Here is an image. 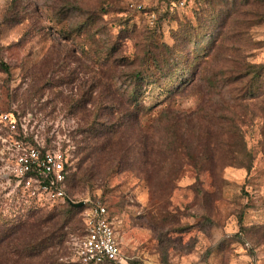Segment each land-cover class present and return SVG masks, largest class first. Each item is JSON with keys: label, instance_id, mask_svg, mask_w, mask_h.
<instances>
[{"label": "rangeland", "instance_id": "obj_1", "mask_svg": "<svg viewBox=\"0 0 264 264\" xmlns=\"http://www.w3.org/2000/svg\"><path fill=\"white\" fill-rule=\"evenodd\" d=\"M135 70L154 81L131 118L116 99ZM102 91L117 133L88 154L77 127ZM12 107L74 118L69 194L108 208L123 264H264V0H0ZM80 210L29 208L0 182V264H70Z\"/></svg>", "mask_w": 264, "mask_h": 264}, {"label": "built area", "instance_id": "obj_2", "mask_svg": "<svg viewBox=\"0 0 264 264\" xmlns=\"http://www.w3.org/2000/svg\"><path fill=\"white\" fill-rule=\"evenodd\" d=\"M75 127L74 118L66 114L50 119L41 112L0 113V182L18 202L47 207L58 201L79 202L67 193ZM108 212L100 202L83 210L84 232L70 236L68 262L123 264Z\"/></svg>", "mask_w": 264, "mask_h": 264}, {"label": "trees", "instance_id": "obj_3", "mask_svg": "<svg viewBox=\"0 0 264 264\" xmlns=\"http://www.w3.org/2000/svg\"><path fill=\"white\" fill-rule=\"evenodd\" d=\"M208 1H212V0H208ZM106 61L109 62V59L106 58ZM152 62L153 63H156V59L155 57L152 58ZM155 67V66H154ZM147 72L145 73L144 70L141 71V70H135L132 74H131V78L133 81V87L132 89L130 90H126L124 92V97L122 98H117V107L122 110L124 109L123 106H124V102L126 104H129V110L130 112H128V115L131 116V118H136L140 115V112H146L144 111L145 108H143L142 104H140L138 101V94H139V90L137 88H135V85H137L143 78V81L147 78V81L146 82H153L154 80L151 78L152 76H154V73H148L147 75ZM152 79V80H151ZM138 86V85H137ZM136 86V87H137ZM103 92L101 93V99L95 104V111L93 112L94 113V118L92 120H89L87 119V122L85 123L87 126H85L84 128L83 127H80V125L77 127V131L81 132V133H84L86 132L87 133V136H86V140H87V143H86V146L85 147V150H87L88 148H91L89 151H88V154L92 153L94 150H100L102 151L104 148L108 147V145L110 144V139H111V136L113 134H116L117 133V130L115 128H112V125L107 122H100V120H98L103 114H105L104 112L106 111V114L107 115H110V112H111V108L109 104H103L102 103V95H103ZM84 94H90V90H86L84 92ZM105 97H108V95H106ZM114 99V98H113ZM112 99V100H113ZM111 100V99H110ZM88 100H85V102H87ZM93 102H96L95 100ZM106 108H109V111L106 110ZM117 108V109H118ZM3 111H8V112H12L14 114L16 113H19L20 115H23L27 112H33L34 110H27V111H20L18 109H16L15 107H12V108H9V109H6V110H0V113L3 112ZM42 113V112H41ZM73 133H71V136H72ZM124 134L120 133L118 135V139L121 140L122 138H124ZM146 138V136H145ZM143 139H144V136H143ZM89 141H91V145H88ZM119 142L116 141L115 144H118ZM93 144V146H92ZM83 147V148H84ZM187 157L191 158V159H194V161H192L193 163H197L198 162V156L196 155H187ZM69 176V175H68ZM67 181H68V177H67ZM170 181V178L167 179V181L165 183H169ZM67 193L69 196H71L69 194V191H68V185H67ZM55 204H62L64 206H66V213H71L72 211H77L79 209L80 210V215H81V219H82V212L83 210L88 207L87 203L83 202V205L82 206H75V205H72L70 201H58V202H55L53 203L51 206L55 205ZM29 208H33V209H41V208H47V206H32V205H27ZM50 206V207H51ZM107 208V207H106ZM108 210V208H107ZM109 218L111 221H113L109 215ZM83 221V220H82ZM114 225V224H113ZM114 228V227H113ZM84 232V226L82 225V232L77 234V235H80V234H83ZM7 232H5L3 234V236L6 234ZM69 240V239H68ZM31 241H27V243H29ZM68 242V241H67ZM36 244L39 245V242H37ZM35 244V245H36ZM32 248H34L35 246H30ZM69 247V246H68ZM70 264H73L71 262H69ZM109 264H115L113 262H110Z\"/></svg>", "mask_w": 264, "mask_h": 264}, {"label": "water", "instance_id": "obj_4", "mask_svg": "<svg viewBox=\"0 0 264 264\" xmlns=\"http://www.w3.org/2000/svg\"><path fill=\"white\" fill-rule=\"evenodd\" d=\"M72 205H75V206H82L83 205V202L82 201H79V202H71Z\"/></svg>", "mask_w": 264, "mask_h": 264}]
</instances>
